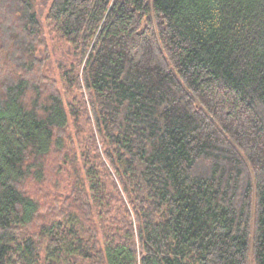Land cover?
Segmentation results:
<instances>
[{
    "label": "trees",
    "instance_id": "16d2710c",
    "mask_svg": "<svg viewBox=\"0 0 264 264\" xmlns=\"http://www.w3.org/2000/svg\"><path fill=\"white\" fill-rule=\"evenodd\" d=\"M0 264H264V0H0Z\"/></svg>",
    "mask_w": 264,
    "mask_h": 264
},
{
    "label": "rangeland",
    "instance_id": "374dc122",
    "mask_svg": "<svg viewBox=\"0 0 264 264\" xmlns=\"http://www.w3.org/2000/svg\"><path fill=\"white\" fill-rule=\"evenodd\" d=\"M51 45H52V42H49V46H50V47H51ZM52 50H53V48H52ZM60 54H61L60 52H56L55 55H54V59H53V60H55V59H57V58H61V57H60ZM55 76H56V75H55ZM56 78L59 79L58 76H56ZM69 100H71V98H69Z\"/></svg>",
    "mask_w": 264,
    "mask_h": 264
}]
</instances>
